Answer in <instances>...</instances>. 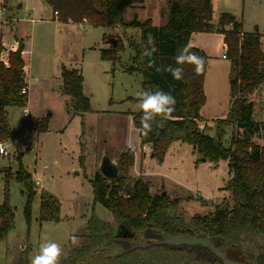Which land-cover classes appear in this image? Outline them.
<instances>
[{
    "label": "trees",
    "instance_id": "obj_1",
    "mask_svg": "<svg viewBox=\"0 0 264 264\" xmlns=\"http://www.w3.org/2000/svg\"><path fill=\"white\" fill-rule=\"evenodd\" d=\"M146 0H51L58 20L81 23L86 20L95 26L140 28L141 40L129 41L134 52L132 64L126 71L143 75V91L163 90L176 98L174 119L157 121L147 136L141 134V144H150L152 156L163 163L175 142L193 146V153L201 155L197 162L209 161L218 167L227 163L229 180L227 189L231 198L225 197L214 212L197 214L186 219L179 214L182 204L180 197L172 198L166 191L152 195L150 183L142 178L134 179L130 170L135 165V153L125 149L119 163V176L112 180L101 172L92 179L94 203H100L111 211L114 224L103 221L93 212L87 222V242L72 247L60 264H224L211 251L200 246L170 247L154 245L138 248L122 256L118 252L133 244H149L158 238L153 233L172 237L209 236L218 239L220 248L231 258L243 262H254L255 255L264 251V146L253 141L254 136L264 129V121L254 119V104L249 100L264 82V51L261 35L246 34L243 24L229 13H223L218 24L212 23L211 0H169V18L164 26L153 25L152 20L144 22L124 20L128 7ZM230 29L227 30V28ZM220 32L225 34L226 57L231 61L233 71L238 70V79L231 83V104L228 115L214 119L215 136L199 127L201 110L206 104L204 90L205 75L209 57L199 48L191 46L193 34L197 32ZM148 33L156 40L158 51L155 59L158 65L173 64L178 49L190 46L191 51L205 58V71L196 75L193 66L185 64L184 79L173 80L167 73H157L148 68L147 58L142 55V41ZM21 51H9V66L1 60L8 47L0 41V142L9 140L12 129L8 107L23 108L28 103V94H22L27 85L24 77L25 61ZM125 41L118 40L101 50L104 60L114 63L125 51ZM64 90L70 94L75 112L82 114L90 108L88 97L83 91V76L75 69L63 70ZM142 112L133 114L134 126L139 129ZM48 118L37 122L38 131H48ZM237 127L240 136L232 138L225 145L228 129ZM19 156V169L14 173L5 172V183H22L26 201L23 215L28 227L33 222L34 202L37 197L35 181L25 168ZM83 159V157H81ZM82 161V160H81ZM9 193L0 205V242L5 241L15 224V211L10 204ZM62 205L50 192L40 196L38 222L61 221ZM31 229V228H30ZM258 264H264V254L258 257ZM14 264H29L28 255Z\"/></svg>",
    "mask_w": 264,
    "mask_h": 264
},
{
    "label": "rangeland",
    "instance_id": "obj_2",
    "mask_svg": "<svg viewBox=\"0 0 264 264\" xmlns=\"http://www.w3.org/2000/svg\"><path fill=\"white\" fill-rule=\"evenodd\" d=\"M214 2V23L218 24L221 12L228 11L243 22L246 34L258 33L264 40V0ZM169 8V0H146L128 7L124 20L144 22L151 19L154 25L162 26L168 21ZM55 17L51 0H0V41L3 39L12 51L15 48L11 45L15 44L18 50L22 40L29 71L28 103L23 108H7L12 133L9 140L2 142L10 154H0V205L9 193L10 204L16 210L14 227L8 238L0 242V264H14L26 254L31 264L45 238L62 246L61 263L72 247L87 242L86 227L93 212L117 227L111 211L94 203L92 179L100 172L105 155L119 166L121 154L129 142L135 144V162L136 155L138 157V163L130 170L131 176L148 181L152 195L166 191L172 198L180 197L179 214L184 218L210 214L225 197L232 195L227 189L230 177L226 162L222 161L218 167L209 161L199 163L201 155L194 154L190 144L173 143L163 163L152 156L151 148L140 151L141 137L134 126L133 114L141 112L138 93L143 91V75L129 73L126 68L132 64L134 56L128 42L140 41L141 29L123 30L84 21L70 23L59 21V15ZM219 35L220 32H197L193 34L192 42L211 56L220 48ZM111 38L117 42L119 39L125 41L126 49L116 63L101 56V50L112 45ZM3 57L8 59V53ZM212 62L219 67L228 65L231 74L227 78L230 85L227 92L231 96L234 72L231 61L213 58ZM64 68L75 69L83 76L84 95L90 102L87 112H75L72 97L64 90ZM219 96L217 114L220 115L227 106V99L221 92ZM24 109L28 116L24 115ZM208 109L209 106L203 110L199 127L215 136L216 124L206 119ZM253 116L257 120L260 114ZM43 118H48L50 126L48 131L40 132L36 125ZM242 132L237 127L228 129L225 145ZM253 141L264 143V129ZM19 156L34 176L33 180L40 182V185L35 182L37 197L31 229L23 215L24 185L17 181L6 184L4 179L5 172L15 173L19 169ZM43 192H50L60 200V222H38ZM72 235L79 238L77 245L71 243Z\"/></svg>",
    "mask_w": 264,
    "mask_h": 264
},
{
    "label": "clouds",
    "instance_id": "obj_3",
    "mask_svg": "<svg viewBox=\"0 0 264 264\" xmlns=\"http://www.w3.org/2000/svg\"><path fill=\"white\" fill-rule=\"evenodd\" d=\"M142 43V55L147 58V67L155 69L157 73H167L171 75L173 80L181 81L184 79L183 65L193 66L196 75H201L205 71V58L191 51L190 46H184L177 50L174 57L175 66L173 64L158 65L155 59V53L158 51L155 37L152 33H148ZM139 108L142 112L139 121L138 131L147 137L153 131V124L160 118L161 121L174 119L176 98L171 92L163 90L141 91L138 93ZM126 148L130 151L135 150V144L129 142ZM71 243L77 245L79 238L75 235L70 237ZM62 246L56 242L48 241L40 245L39 253L31 259V264H60L62 256Z\"/></svg>",
    "mask_w": 264,
    "mask_h": 264
},
{
    "label": "crops",
    "instance_id": "obj_4",
    "mask_svg": "<svg viewBox=\"0 0 264 264\" xmlns=\"http://www.w3.org/2000/svg\"><path fill=\"white\" fill-rule=\"evenodd\" d=\"M211 1H212V6H213V16H214V12L216 11L215 10L216 5H215L214 0H211ZM223 13H229V14L234 15L233 13H230L228 11L221 12V15ZM220 17H219V19H220ZM236 19L239 22H241L237 17H236ZM152 23H153V21H152ZM212 23H214L213 17H212ZM241 23L243 24V22H241ZM214 24H216V23H214ZM153 25H154V23H153ZM162 26H164V25H162ZM158 27H160V25H158ZM228 28L230 29V27H228ZM243 28H244V25H243ZM128 29L131 30L134 28H128ZM135 29H138V28H135ZM1 33H2V29L0 28V36H1ZM224 39H225V34L220 33V35H219V41L221 42L220 48H218L217 52H213L211 56H208L209 62H208V67H207V71H206V75H205L206 79L204 81V90H205V94H206V104L203 106V108L201 110V115H202L203 110L205 108H207V106H209V109H208L209 114L207 116L208 118H206V119L211 120V121H213L217 117L228 115V113L230 111L231 96H229L228 92H227V90H229V88H230V85H228V83H227V78L231 74V71H230V69H228V65H226V64H224L222 67H219L217 63H214L216 61L211 63V60H213V58H216L219 61L228 60L227 57L226 58L223 57V55L226 52V48H227V46H226L227 44H225ZM1 41H3V43H5V41L3 39ZM261 42H262V45H263L262 47H263V51H264V40H263L262 35H261ZM16 43H18V42H16ZM190 43H192L191 46H193V47L199 48L200 50L203 49V48H200V46H198V44L193 43L192 39H191ZM5 45L7 46V44H5ZM11 47L16 49L15 44L11 45ZM9 51H11V48L10 49L8 48V50L5 53H8V55H9ZM12 51H15V50H12ZM24 51H25V49H24ZM24 51L22 52V56H23L25 64H26V60L24 57ZM133 55H134V52H133ZM3 56H4V54H3ZM3 56H1V60L4 62V64L8 63V66H9L8 59H5ZM24 71L25 72L23 74H24L25 80L27 82V75L29 74L27 64L24 67ZM27 85H28V94H29V83L28 82H27ZM219 92L222 93V96L224 97V99H227V106H225L223 114H220V115L217 114L218 113V106L217 105H219V97H220ZM249 97H250L249 100L252 101L254 104V114H257V113L260 114V116L257 118V121L263 122L264 121V82L261 83V85L252 94H250ZM259 145L264 146V143H259ZM140 148H141L140 151H142L143 148L144 149L150 148V145L147 144V145L143 146L140 143ZM143 154H144V156L146 155L145 152ZM136 162L138 163L137 155H136Z\"/></svg>",
    "mask_w": 264,
    "mask_h": 264
},
{
    "label": "water",
    "instance_id": "obj_5",
    "mask_svg": "<svg viewBox=\"0 0 264 264\" xmlns=\"http://www.w3.org/2000/svg\"><path fill=\"white\" fill-rule=\"evenodd\" d=\"M229 28H227L228 30ZM110 42L113 45H117V40L114 38L110 39ZM18 52L21 51V47L18 48ZM238 79V70H234L231 81L234 82ZM141 136V133H140ZM142 145V144H141ZM150 145V144H149ZM100 172L108 179H116L119 176V166L118 163L110 158L109 155H105L103 157L102 162L100 163ZM155 237L158 239L149 243V244H133L128 249L118 252L116 256H122L132 250L138 248H148L154 245H168L170 247H183V246H200L208 249L211 253L222 260L224 264H258L257 259L259 256L264 254V251L257 253L254 258V262L247 263L241 261L239 258H231L228 256L219 246L220 242L218 239L209 236H200V237H190V236H182V237H172L166 236L160 233H153Z\"/></svg>",
    "mask_w": 264,
    "mask_h": 264
},
{
    "label": "built area",
    "instance_id": "obj_6",
    "mask_svg": "<svg viewBox=\"0 0 264 264\" xmlns=\"http://www.w3.org/2000/svg\"><path fill=\"white\" fill-rule=\"evenodd\" d=\"M55 15L56 17H58V12L55 11ZM70 23H73L72 20L70 19L69 20ZM87 21L84 20V23H86ZM16 51V49H14ZM224 58H226V53L223 55ZM7 66H8V63H5ZM22 94H28V86H25L23 89H22ZM24 115L25 116H28V111L27 109H24ZM0 154H3V155H9L10 153L7 151V148L5 146V144L3 142H0ZM36 182V185H40V182L39 181H35Z\"/></svg>",
    "mask_w": 264,
    "mask_h": 264
}]
</instances>
